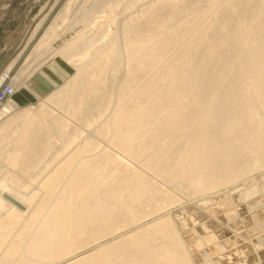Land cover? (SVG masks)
<instances>
[{
    "label": "bare ground",
    "instance_id": "obj_1",
    "mask_svg": "<svg viewBox=\"0 0 264 264\" xmlns=\"http://www.w3.org/2000/svg\"><path fill=\"white\" fill-rule=\"evenodd\" d=\"M91 1L67 0L8 83L38 101L0 108V264H196L202 242L201 264H260L264 197L222 196L244 230L192 244L182 227L211 223L172 208L264 168V0ZM58 57L73 72L48 91Z\"/></svg>",
    "mask_w": 264,
    "mask_h": 264
},
{
    "label": "rangeland",
    "instance_id": "obj_2",
    "mask_svg": "<svg viewBox=\"0 0 264 264\" xmlns=\"http://www.w3.org/2000/svg\"><path fill=\"white\" fill-rule=\"evenodd\" d=\"M66 1L67 0H0V27H1L0 29V76H2V74L4 73L3 71L8 66L10 61H12L14 57L18 55V58L13 63L11 69L6 74L2 83L13 84L15 82L14 80H15L16 74L19 72L21 68H23V66L26 63V59L28 55L30 54V52L32 51L36 43L38 42L39 38L43 35V33L49 27V25L51 24L54 17L59 12V10L66 3ZM87 4H92V1L88 0ZM44 16L45 18L42 21L41 25L35 31L32 38L28 41L31 35V32L33 31V29L39 22V19H41ZM67 24L69 23L62 25L64 26L63 28L61 26V29H60L61 32L63 30L65 31L67 27L69 28H67L65 32H67L68 29L69 30L75 29L77 27L75 26V24L73 26L72 25L68 26ZM70 26L74 28H71ZM69 32L73 33V30L72 31L70 30ZM13 43L15 44L14 46H13ZM7 52L9 53L8 57H6V55H8ZM36 64L38 66V63H35V61L29 63V69H28L29 72H32L34 70L33 68H35L34 66ZM36 72H39V74L42 75V77L44 78L47 84L46 86L49 85L48 91H51L53 88L58 87L59 85H61L62 82H64L66 79L69 78V76L73 72V68L72 66L66 64L63 60H61L58 57L50 61L49 60L46 61L44 64L40 66L38 70H36ZM14 90L16 92L14 94V97L10 98L9 100H6L4 103H1L0 108L4 106V104H6L8 101H11V102L13 101V103L17 105L16 107H14L15 110H19L29 105H35L37 103L38 98L34 94L33 90L26 89L24 88L23 85H19V87H17ZM0 115L2 116L0 121L6 118V114L4 112H1ZM53 136L57 140L56 135L53 134ZM263 169L264 168L260 169L259 171H255L254 173L252 172L253 174L250 173L247 176L243 177L242 180L238 182L240 183L238 185V188L236 187L234 189L233 187L229 186V188L227 187L228 189L226 188L220 189L222 190V191H219L221 192L219 193L221 194V196H216V195H219L217 194L218 193L217 192L216 194L212 193L214 195H212L211 193L205 194L206 196L205 195L204 196L195 195V198L193 197L194 195L191 197H182L183 195L176 192V190H173L175 191V193L178 194V196L182 197L181 202H180L181 205L178 207L176 206V208L175 207L172 208V211H174V213H178L179 210L182 211L180 207H183V210L186 207L185 209L186 216L184 215L185 214L184 211H183L184 214H182V216L184 215L185 217H188L189 214L187 213L189 212L187 211L191 209V211L195 212V214L196 213L199 214L200 221L206 220V222H208L209 224L211 223V227H207V226H203L202 223L196 221V222H192V224H189L190 226L189 225L188 227L186 226V228L182 227V231H185V230L188 231V229L190 228H196V232H194L192 239L189 238L186 240L187 243L192 244V241L194 240L196 241L199 238L196 235L200 234L204 236V235H207V233L209 232L216 233L217 231H221L224 233L231 232L233 234L235 233L240 234L239 232L244 230L241 226L243 224L241 217L237 218L238 216L236 215L235 220L237 221H234L233 224L227 220L229 211L237 212L236 210L237 208L234 205L223 204L224 198L222 196L228 195L229 193L233 196H237L238 194H242L244 190L249 191L251 189V191L256 192L257 196L260 195L261 197H264V190L262 191L264 186L263 187L261 186V184H263V181H264V170ZM246 177L248 179L251 177V179L248 180ZM243 181L244 182L246 181V182L244 183ZM256 181L257 183L255 184ZM247 183H248V186H247ZM255 185H256V188H255ZM197 196L198 197L200 196V198H198ZM192 197L194 199H192ZM214 197L216 199H214ZM227 198L229 199L230 197L226 196V199ZM187 200L189 202H187ZM254 200H256V198L253 195H249L246 198V204H249L250 202H253ZM217 206H220L219 210H221V212L219 213V216L215 215V213L212 212V207H217ZM179 227L181 228V226ZM236 241H238L239 244L240 243L243 244V241L241 240V238H236ZM205 243L202 242V245L200 247L194 248L193 259L196 264H201L204 262L200 258V252L206 249L207 244ZM228 262L229 261L222 263L220 261V264H234V261L229 262V263ZM260 264H264V258L261 260Z\"/></svg>",
    "mask_w": 264,
    "mask_h": 264
},
{
    "label": "built area",
    "instance_id": "obj_3",
    "mask_svg": "<svg viewBox=\"0 0 264 264\" xmlns=\"http://www.w3.org/2000/svg\"><path fill=\"white\" fill-rule=\"evenodd\" d=\"M15 93L8 83H2L0 85V104L8 100L10 96L14 97Z\"/></svg>",
    "mask_w": 264,
    "mask_h": 264
},
{
    "label": "crops",
    "instance_id": "obj_4",
    "mask_svg": "<svg viewBox=\"0 0 264 264\" xmlns=\"http://www.w3.org/2000/svg\"><path fill=\"white\" fill-rule=\"evenodd\" d=\"M0 29H1V27H0Z\"/></svg>",
    "mask_w": 264,
    "mask_h": 264
}]
</instances>
